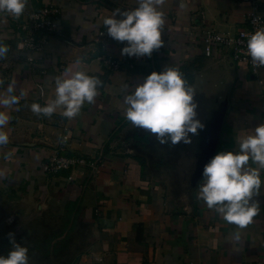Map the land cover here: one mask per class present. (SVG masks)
<instances>
[{"label":"crops","instance_id":"1","mask_svg":"<svg viewBox=\"0 0 264 264\" xmlns=\"http://www.w3.org/2000/svg\"><path fill=\"white\" fill-rule=\"evenodd\" d=\"M51 4L62 9L59 32L41 36L38 51L21 50L27 16ZM136 7L137 0H28L19 19L7 16L0 22V42L10 48L0 59V92L13 80L14 94L27 92L11 109L0 108L11 117L5 129L9 143L0 150V210L18 206L12 214L39 221L50 228L49 236L67 234L66 216L74 225L71 231L68 225L71 239L64 241L66 252L75 254L69 264H264V186L256 198L261 211L239 230L237 240L236 226L196 198L203 177L190 198L168 197L166 186L151 180L140 155L116 147L129 126L124 97L165 65L184 71L187 82L193 76L196 95H208L206 104L194 98L201 117L226 102L216 154L238 150L237 138L264 123V69L254 75L222 50L208 56L202 41L207 28L234 35L251 3L166 0L160 9L166 19L163 47L151 58L121 55L127 43L98 37L107 31L106 17ZM259 9L264 14V0ZM108 56L118 62L117 69L106 63ZM69 67V76L84 71L102 81L94 103H85L72 120L60 110L51 118L38 117L30 106L54 99L55 77ZM51 151L103 164L54 173L44 160ZM261 175L264 179V171Z\"/></svg>","mask_w":264,"mask_h":264},{"label":"clouds","instance_id":"2","mask_svg":"<svg viewBox=\"0 0 264 264\" xmlns=\"http://www.w3.org/2000/svg\"><path fill=\"white\" fill-rule=\"evenodd\" d=\"M133 10L117 9L106 17L103 24L107 34L115 41L127 42L121 55L151 58L155 50L163 47L162 29L166 23L161 7L166 0H137ZM28 0H0V22L7 16L19 19ZM120 16V19L116 17ZM247 55L252 65L264 68V28L258 29L247 38ZM10 48L0 42V59L7 58ZM77 63H80L79 61ZM72 69L55 77V98L44 106L33 103L31 111L38 117L51 118L60 110L68 120L77 117L82 107L92 104L98 95L102 81L84 71ZM15 80L0 92V108L11 109L27 96L26 91L15 93ZM4 81L0 80V88ZM193 87L183 79L176 66L165 65L163 71L152 72L134 91L124 97L125 119L134 127L144 129L156 137L160 144H191V135H199L205 125L197 118L198 104ZM11 117L8 111H0V150L9 143L6 131ZM238 150L218 152L204 166L202 181L197 188L196 198L214 210L228 224L235 225V238L239 230L246 228L260 213L257 197L262 195L264 186V123L255 127L254 132L237 138ZM10 157L11 153H6ZM11 250L6 256L0 255V264H29V250L15 241V234L9 233Z\"/></svg>","mask_w":264,"mask_h":264},{"label":"rangeland","instance_id":"3","mask_svg":"<svg viewBox=\"0 0 264 264\" xmlns=\"http://www.w3.org/2000/svg\"><path fill=\"white\" fill-rule=\"evenodd\" d=\"M180 71L182 74L184 73V71ZM190 71L193 72V69ZM205 95L204 93H197L196 97L206 101L205 97L208 95ZM205 101L204 104H206ZM194 102L198 103L197 99H194ZM197 113V118L205 127L199 132V135L190 134L191 144H184L183 142L179 145L160 144L150 132L136 128L129 122L130 127L126 128L124 139H121L116 146L122 152L140 155L149 177L152 178L151 180H158L159 183L166 186L169 192L168 197H175L176 195L184 198L186 196L191 197L196 187L193 182L196 173L195 167L201 164L195 153H198L200 159H204L213 138L216 126L214 123L205 122L204 116L201 118L199 107ZM3 207L5 208L0 210V219L2 220L0 221V255L6 256L11 250L12 246L8 234L14 233L15 241L29 250V264H69L71 262L75 254L73 251L66 252L69 244L67 243L66 247L64 244V241L69 238L68 230L70 227V221L66 216L62 219L67 222V234L49 236L50 228L42 226L39 221H25L24 218L12 214L20 209L18 206ZM73 226L72 222L70 231L74 229ZM27 229L30 230L28 233ZM69 239L67 242L70 241Z\"/></svg>","mask_w":264,"mask_h":264},{"label":"built area","instance_id":"4","mask_svg":"<svg viewBox=\"0 0 264 264\" xmlns=\"http://www.w3.org/2000/svg\"><path fill=\"white\" fill-rule=\"evenodd\" d=\"M251 3V8L247 13L245 22L237 29L234 35L222 33L215 28H207L202 32V41L204 49L208 56L216 51L222 50L228 53L231 58L246 65L254 75H257L261 69L255 68L250 57L247 55V38L258 29L264 28V14L260 13L259 0H243ZM62 9L55 4L46 5L38 11L31 12L22 26V33L19 36V47L21 50L41 49L39 38L47 34L59 32L58 21L61 18ZM109 35L107 31L99 32V39H106ZM127 43V42H124ZM109 50V48H107ZM106 63L115 69L118 68L116 62L111 56L105 58ZM46 168L50 172L58 173L61 171H71L78 167L89 166L98 168L103 161L81 156H71L58 151H51L44 158ZM102 162V163H101Z\"/></svg>","mask_w":264,"mask_h":264},{"label":"water","instance_id":"5","mask_svg":"<svg viewBox=\"0 0 264 264\" xmlns=\"http://www.w3.org/2000/svg\"><path fill=\"white\" fill-rule=\"evenodd\" d=\"M226 102H222L220 103H216L215 106H213V112L211 113L212 109H209V113H206V117H204V119H206L205 122H209L210 124L214 123V125L216 126L215 131H214V135L213 138L211 140L210 145L207 148V153L204 157V159H200V156L198 155V153H195L198 157V159L200 160L201 164L198 166H196V173L194 175L193 178V182L195 185L198 184L199 180L202 177V173L204 170V166L210 162V160L215 156L216 152H217V148H218V144H219V138H220V134H221V129H222V125H223V104H225ZM202 118V117H201Z\"/></svg>","mask_w":264,"mask_h":264},{"label":"trees","instance_id":"6","mask_svg":"<svg viewBox=\"0 0 264 264\" xmlns=\"http://www.w3.org/2000/svg\"><path fill=\"white\" fill-rule=\"evenodd\" d=\"M192 82H193V76L190 75V78H189L187 84L190 86L192 84Z\"/></svg>","mask_w":264,"mask_h":264}]
</instances>
